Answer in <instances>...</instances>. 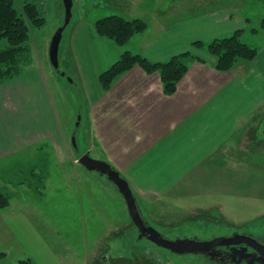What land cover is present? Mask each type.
Here are the masks:
<instances>
[{"label": "rangeland", "instance_id": "1", "mask_svg": "<svg viewBox=\"0 0 264 264\" xmlns=\"http://www.w3.org/2000/svg\"><path fill=\"white\" fill-rule=\"evenodd\" d=\"M134 2L138 3L142 19L147 23L155 19L158 28L202 10L230 9L232 14L249 23L244 29L243 41L258 49L264 44V28L261 27L264 0H208L203 5L200 0H74L72 22L79 16L95 20L111 15L127 17L130 10H134ZM28 3L38 7L46 23L41 28L29 24L28 63L23 66L21 75L0 88L45 60L47 87H41L40 95L43 99L44 95L45 98L51 95L52 99L49 104L42 99L25 109L23 106V110L16 106L12 109L13 101L5 99L3 89L0 90V190L11 198L9 207L0 214L24 212L49 245L64 254L69 252L63 248L75 251V257L68 264H216L202 254L179 256L139 239L124 197L106 177L88 171L79 163L84 154L90 153L93 158L124 171L122 176L129 177L135 186L132 191L143 219L165 238L208 241L235 232L264 234V106L262 111L241 122L238 132L222 144L213 157L207 158L208 166L217 163L219 168L204 184L214 181L213 186L221 187L218 193L202 198L195 196L194 180L186 183L185 191L192 195L185 198L179 197L184 192L183 186L164 190V181H161V188L154 187L152 184L156 183L149 182V175L138 171L139 168L143 171L140 165H131L130 160L128 164H116L115 158L99 153L101 145L86 113L81 84L71 83L70 78L74 79L69 73L75 74L64 61L71 25L64 32L60 46V71L50 63L51 41L65 22L63 0H14L21 14ZM6 46L7 41L3 40L0 49ZM40 89L30 90L29 97L22 99L29 102L37 98ZM53 105L59 116L58 124L52 120L49 125ZM37 111L39 114L35 116ZM24 113L34 116V128L26 129L15 123L24 121ZM8 131L19 133L20 138L26 136L28 140L21 147L8 150L5 138ZM44 136H50L51 140ZM73 138L77 150L72 145ZM205 164L204 170L207 169ZM23 251L19 234L12 232L0 217V252L7 256L0 258V264L17 261Z\"/></svg>", "mask_w": 264, "mask_h": 264}, {"label": "crops", "instance_id": "2", "mask_svg": "<svg viewBox=\"0 0 264 264\" xmlns=\"http://www.w3.org/2000/svg\"><path fill=\"white\" fill-rule=\"evenodd\" d=\"M207 1L200 0V5ZM134 3L135 11L130 10V17L123 14L128 20L143 18L138 13V3ZM169 9L170 6L166 11ZM95 22L93 18L79 16L70 24L64 61L75 74L69 73L74 79L71 83L81 84L86 113L101 145L99 153L115 158L116 164H128L130 160L131 165H140L143 171L139 167L138 171L149 175V182L156 183L152 184L154 187H159L161 181H164V190L183 186L180 198L192 195L185 191L188 180H194L195 196L202 198L218 193L221 187L213 186L214 181L204 184V180L219 168L217 163L208 166L207 158L213 157V153L238 132L241 122L262 111L264 44L253 62H240L231 72L217 71L214 68L216 59L205 50L194 49L193 44L199 41L209 43L246 29L249 25L247 20L226 8L202 10L162 28L155 27L154 19L148 23V29L143 34L135 35L123 48L99 36L95 31ZM193 50H196L194 54L205 58L206 63L194 62L173 96L164 94L158 74L147 75L138 66L120 77L109 91H104L100 84V75L119 60L124 51L139 54L151 62H162ZM47 69L44 60L0 88L4 98L13 101L12 109L16 106L23 110V106L25 109L36 100L43 99L40 93L42 88L47 87ZM35 88H41L37 98L29 102L22 99L29 97V91ZM50 98L51 95L47 98L44 95L43 100L49 104ZM7 109L11 114L10 108ZM23 115L24 121L15 123L26 129L34 128V116ZM58 117L53 105L49 125L57 122ZM39 123L40 120L36 124ZM5 138L8 150L21 147L28 140L26 136L20 138L19 133L11 134L9 131ZM43 138L51 140L50 136ZM204 164L206 170L203 169ZM116 169L124 174L120 168ZM203 174L206 176L202 177ZM124 177L131 184V179ZM133 187L132 182V190ZM1 213L2 220L20 236L24 254L17 261L29 258L33 264H68L75 257V251L70 248H63L69 252L64 254L49 245L44 235L29 223L30 219L24 212Z\"/></svg>", "mask_w": 264, "mask_h": 264}, {"label": "trees", "instance_id": "3", "mask_svg": "<svg viewBox=\"0 0 264 264\" xmlns=\"http://www.w3.org/2000/svg\"><path fill=\"white\" fill-rule=\"evenodd\" d=\"M46 20L41 15L38 7L28 3L24 6L23 13H19L14 0H0V44L7 41V46L0 49V85L22 74L23 66L28 63V47L30 26L36 28L45 25ZM96 33L112 40L120 47L127 46L135 35L143 34L148 29V23L143 19L128 20L120 15H111L96 20L94 23ZM264 28V23L261 26ZM243 30H238L229 36L217 38L209 43L196 42V50H205L207 54L216 59L214 68L219 72L231 71L238 62H253L259 52L242 39ZM193 62L206 63V59L193 52H184L166 61L151 62L145 57L124 51L117 60L100 77V84L104 91H109L114 83L134 67H140L147 75L158 74L166 96H173L179 84L187 75ZM11 198L0 190V211L9 207ZM6 253L0 252V258H5ZM13 264H33L26 258Z\"/></svg>", "mask_w": 264, "mask_h": 264}, {"label": "water", "instance_id": "4", "mask_svg": "<svg viewBox=\"0 0 264 264\" xmlns=\"http://www.w3.org/2000/svg\"><path fill=\"white\" fill-rule=\"evenodd\" d=\"M65 6V22L64 25L54 35L49 49V59L52 67L60 70V46L64 32L71 23L73 17L74 0H63ZM62 76H65L63 74ZM72 81V80H70ZM73 146H76V139L73 138ZM79 163L82 164L88 171L98 173L100 176L106 177L112 183L118 192L124 197L129 216L139 231V239H145L154 245L168 250L173 254L183 256L186 254L201 255L205 251L219 246L220 244H239L241 242H232V239L220 237L211 241H199L198 239H176L171 240L165 238L156 228L149 226L142 217L137 198L130 187L129 182L122 177L121 173L115 170L109 163L93 158L90 153L84 154Z\"/></svg>", "mask_w": 264, "mask_h": 264}, {"label": "flooded vegetation", "instance_id": "5", "mask_svg": "<svg viewBox=\"0 0 264 264\" xmlns=\"http://www.w3.org/2000/svg\"><path fill=\"white\" fill-rule=\"evenodd\" d=\"M220 237H226L232 239V242L241 243L220 244L209 251L203 252L202 255H205L216 264H264V234L260 232H235L231 236Z\"/></svg>", "mask_w": 264, "mask_h": 264}]
</instances>
